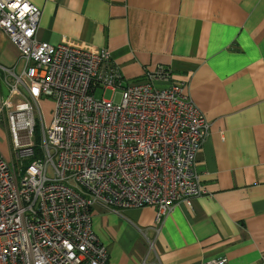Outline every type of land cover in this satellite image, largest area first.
I'll return each mask as SVG.
<instances>
[{
	"label": "built area",
	"instance_id": "obj_1",
	"mask_svg": "<svg viewBox=\"0 0 264 264\" xmlns=\"http://www.w3.org/2000/svg\"><path fill=\"white\" fill-rule=\"evenodd\" d=\"M41 16L29 0H0V28L25 62L20 74L0 66L12 144V159L0 148V264H107L94 208L154 206L160 221L178 203L192 205L206 193L196 163L210 124L169 68L126 81L108 49L39 39ZM43 96L53 113L35 157Z\"/></svg>",
	"mask_w": 264,
	"mask_h": 264
},
{
	"label": "crops",
	"instance_id": "obj_2",
	"mask_svg": "<svg viewBox=\"0 0 264 264\" xmlns=\"http://www.w3.org/2000/svg\"><path fill=\"white\" fill-rule=\"evenodd\" d=\"M29 1L42 9L39 39L108 49L126 81L169 68L210 124L196 163L206 193L192 205L160 221L154 206L94 208L107 264H264V0ZM24 65L0 28V66Z\"/></svg>",
	"mask_w": 264,
	"mask_h": 264
},
{
	"label": "rangeland",
	"instance_id": "obj_3",
	"mask_svg": "<svg viewBox=\"0 0 264 264\" xmlns=\"http://www.w3.org/2000/svg\"><path fill=\"white\" fill-rule=\"evenodd\" d=\"M97 95L105 98H111L112 92L107 91H98ZM44 99H48L44 104L42 103ZM39 107L41 108V113H37V119H39V122L37 123V128L35 132V141H36V156L35 157H42V144H43V138H42V124L45 126H49L52 120V113H53V107H52V99L47 98L43 96L39 101ZM42 118V121L41 119ZM0 148L3 154L9 158L12 159L11 156V150H12V144H11V135L9 134L8 125L7 122L0 118ZM32 159H26L25 165H27L29 162H31ZM19 165V163H18Z\"/></svg>",
	"mask_w": 264,
	"mask_h": 264
}]
</instances>
